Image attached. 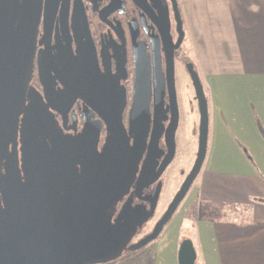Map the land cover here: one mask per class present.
<instances>
[{
    "label": "flooded vegetation",
    "instance_id": "flooded-vegetation-1",
    "mask_svg": "<svg viewBox=\"0 0 264 264\" xmlns=\"http://www.w3.org/2000/svg\"><path fill=\"white\" fill-rule=\"evenodd\" d=\"M141 1L142 5L135 0H0L1 22L7 29L12 26L11 39L21 13L26 17L23 22L32 24L28 40L33 42V69L21 93L17 115V157L22 182L26 181L25 168L29 166L27 155H34L25 144L31 136L38 137L49 149V153L39 155H68L70 167L79 178L90 168L132 175L111 218L113 223L129 201L126 220L136 227L125 248L153 232L174 198L160 211V192L156 209L147 219L152 197L159 184L162 186V176L173 163L176 151L161 176L149 186L140 189L139 177L159 171L171 155L168 129L177 117L179 126V107L176 113L170 104L165 49L171 43L161 30L163 1ZM167 2L171 35L177 43L181 32L173 19L172 1ZM183 46L184 41L175 50V67L183 59ZM154 51L160 53L156 63ZM188 63H183L185 69ZM141 70H149L151 85L149 103L137 122L145 126V134L141 128L132 127ZM33 113L36 119H31ZM119 115L125 135L118 139L112 137L110 126ZM9 125L7 119L0 159L2 175L12 157V138L7 144ZM138 250H125L119 259Z\"/></svg>",
    "mask_w": 264,
    "mask_h": 264
},
{
    "label": "water",
    "instance_id": "water-1",
    "mask_svg": "<svg viewBox=\"0 0 264 264\" xmlns=\"http://www.w3.org/2000/svg\"><path fill=\"white\" fill-rule=\"evenodd\" d=\"M139 5L141 0H135ZM163 1L161 28L163 35L170 40L165 49L167 73L170 83V104L178 113L175 87V50L185 38L183 22L177 0L172 1L173 19L177 30L181 32L180 42H173L171 35V16L167 0ZM0 14V159L3 151L4 127L10 122L12 147L11 163L6 165L2 175L0 168V264H107L118 260L125 250H137L156 240L165 226L171 221L177 209L186 198L194 181L199 176L208 150L209 107L208 99L198 71L193 63L186 69L190 75L200 113L198 150L195 163L186 176L172 202L152 233L135 245L127 248L133 236L135 225L126 220L129 212L128 202L123 206L118 218L112 223L116 212V203L127 191L132 175L107 170L88 169L79 178L71 169L68 155H39L49 153L38 137L31 136L25 142L26 150L34 155H27L29 166L25 168V183L21 180L17 157V115L21 93L30 79L33 69V42L28 35L32 24L21 13L20 23L11 39L12 26L5 28ZM33 41V40H32ZM154 61L160 53L154 51ZM150 76L141 70L137 77L132 127L145 131V126L138 124L144 106L150 99ZM31 119H36L34 116ZM121 117L110 126L113 138L125 135ZM178 117L169 126L167 144L171 155L161 164L154 174L139 177L140 189L149 186L163 173L172 161L176 151L175 133ZM145 134V133H144ZM137 138V137H136ZM143 140V135L142 139ZM140 141V142H141ZM139 139L137 145L140 144ZM37 154V155H36ZM159 184L152 197L153 215L161 192ZM125 222H122V221ZM197 251L191 238H184L178 250L179 264H196Z\"/></svg>",
    "mask_w": 264,
    "mask_h": 264
},
{
    "label": "crops",
    "instance_id": "crops-1",
    "mask_svg": "<svg viewBox=\"0 0 264 264\" xmlns=\"http://www.w3.org/2000/svg\"><path fill=\"white\" fill-rule=\"evenodd\" d=\"M178 6L184 49L194 56L209 107L196 197L243 214L204 213L191 223L192 236L182 233L184 216L142 256L107 264H179L184 238L194 242L196 264H264V0H178Z\"/></svg>",
    "mask_w": 264,
    "mask_h": 264
},
{
    "label": "rangeland",
    "instance_id": "rangeland-1",
    "mask_svg": "<svg viewBox=\"0 0 264 264\" xmlns=\"http://www.w3.org/2000/svg\"><path fill=\"white\" fill-rule=\"evenodd\" d=\"M180 53L181 56L184 55L183 59L182 61L181 59L178 60L175 67V87L179 107V126L176 133V156L173 163L166 170L161 179L162 191L159 201L160 211H163L167 207L179 190L182 182L194 164L198 150L200 113L192 81L183 66V63H192L194 56L191 53V50L188 48L184 49V46ZM199 180L200 176L194 181L186 198L177 209L171 221L165 226L160 236L148 246L131 254H125L122 259H127L135 253H137L135 254L136 257H140L150 249L148 247H156L159 241L164 237L168 226H170L173 221L174 223L180 222V218L182 219L184 216L185 224L182 233L187 236H192L191 229L193 228V225H191V223L196 217L201 216L204 213H206L205 215L212 217L221 218L226 216H236L240 218L243 214L242 211L238 212L234 208H230L229 210L226 208L222 209L220 206L210 203L201 205L199 198L196 197V185L199 183ZM152 244L153 246H150Z\"/></svg>",
    "mask_w": 264,
    "mask_h": 264
}]
</instances>
